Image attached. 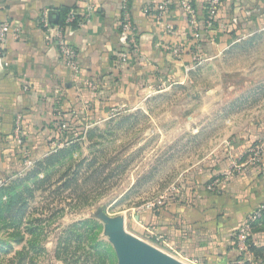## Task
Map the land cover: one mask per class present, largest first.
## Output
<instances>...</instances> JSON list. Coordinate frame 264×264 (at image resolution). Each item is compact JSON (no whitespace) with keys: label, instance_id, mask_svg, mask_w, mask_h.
Masks as SVG:
<instances>
[{"label":"crops","instance_id":"0c3cea01","mask_svg":"<svg viewBox=\"0 0 264 264\" xmlns=\"http://www.w3.org/2000/svg\"><path fill=\"white\" fill-rule=\"evenodd\" d=\"M121 1L0 0V22L12 25L5 43H0V183L20 168L22 160L45 155L54 143V127L62 123L86 127L115 111L135 110L159 82L192 87L193 72L202 64L186 71L192 51L198 48L207 61L264 31V0H220L213 28L202 24L197 36L178 0H128L139 52L123 63L118 57L125 45L119 28ZM163 1H169L164 14L153 9ZM194 4L202 19L205 0H194ZM45 9L51 26L63 25L66 11L83 21L62 28L66 43L75 50L77 74L62 64L56 45L39 24ZM168 27L174 36L168 35ZM171 43L184 48L180 60L168 52ZM25 84L28 90L23 89ZM18 114L22 146L13 137ZM261 141L264 114L251 119L227 146L185 173L174 191L139 211L133 218L134 238L183 264L232 262L237 257L234 232L264 202V151L258 165L247 164L245 153ZM235 165H243L241 172L221 177ZM217 176L221 177L218 191L206 190V184ZM157 236L163 240L157 242ZM254 252L264 256V235Z\"/></svg>","mask_w":264,"mask_h":264},{"label":"rangeland","instance_id":"374dc122","mask_svg":"<svg viewBox=\"0 0 264 264\" xmlns=\"http://www.w3.org/2000/svg\"><path fill=\"white\" fill-rule=\"evenodd\" d=\"M193 73L192 87L156 88L135 110L67 126L5 176L0 264H118L107 226L125 222L135 237L139 211L264 114V31Z\"/></svg>","mask_w":264,"mask_h":264},{"label":"built area","instance_id":"2783aa9c","mask_svg":"<svg viewBox=\"0 0 264 264\" xmlns=\"http://www.w3.org/2000/svg\"><path fill=\"white\" fill-rule=\"evenodd\" d=\"M180 8L185 12L187 16V21L191 31L195 36L198 35L200 26L203 24L205 29H212L214 24V20L217 14L218 6L220 0H205V13L204 17L200 19L198 17L197 9L194 4V0H178ZM154 10L159 11L160 13L168 12L169 10V1H163L158 4ZM49 11L43 10L39 17V24L42 28H44L47 33V37L51 43H54L57 47L59 59L64 66L69 68L74 74H77L79 71V67L75 58V50L73 47L68 45L63 36L62 28L65 24L72 23L77 21L75 19L74 13L69 11L65 17L64 24H58L57 26H51V23L48 18ZM79 25L83 23V21H77ZM11 23L9 21L0 22V43H5L6 35L11 29ZM119 28L120 31L125 35V45L121 48L118 53L119 60L123 63L129 61L132 57H134L139 52L138 47V32L136 27L133 24L129 1L122 0L121 1V13L119 17ZM53 32V35L51 32ZM167 33L170 36H174V30L171 27H168ZM168 52L177 60H180L185 54L184 48L177 44L171 43L167 46ZM200 50L196 48L192 51V62L185 65L186 71H189L196 66L203 63L205 60L200 55ZM166 82H159L156 87L157 89H161ZM172 82H168V85H172ZM24 90H28V85L23 86ZM22 117L21 115H16L14 119V127H13V137L19 146L23 145V137H22ZM68 125L62 123L61 125L56 127V132L58 134L64 131V128H67ZM59 138L54 140V143L59 142ZM264 151V141L257 142L251 145L247 151L245 152L248 156L247 164L258 165L261 161L262 153ZM27 161H24V165ZM27 164V163H26ZM243 166V165H242ZM241 165H235L232 169L225 171L222 174V178L231 177L234 173L241 172ZM221 177L217 176L212 179L209 183L206 184L205 188L208 191H218V186L221 183ZM175 187H173L170 191H174ZM159 201V200H157ZM156 201V202H157ZM155 202V203H156ZM155 203L147 205L146 207H153ZM264 235V202L259 203L254 209H252L244 218L241 225L234 232V249L237 252V257L230 262L229 264H264V256L257 255L254 252V248H257L261 245V236ZM163 240L161 236L156 237V241L159 242Z\"/></svg>","mask_w":264,"mask_h":264},{"label":"water","instance_id":"95a60500","mask_svg":"<svg viewBox=\"0 0 264 264\" xmlns=\"http://www.w3.org/2000/svg\"><path fill=\"white\" fill-rule=\"evenodd\" d=\"M107 231L114 244L118 264H183L156 247L125 235L123 222L109 224Z\"/></svg>","mask_w":264,"mask_h":264},{"label":"trees","instance_id":"16d2710c","mask_svg":"<svg viewBox=\"0 0 264 264\" xmlns=\"http://www.w3.org/2000/svg\"><path fill=\"white\" fill-rule=\"evenodd\" d=\"M65 13V16H66V13H67V11L66 12H64ZM65 16H64V18H65ZM64 18H63V20L62 21H64ZM56 130V127H54V131ZM61 139L62 138V134L60 133V134H58L56 131H55V136L52 138V141H54V140H56V139ZM255 249V248H254ZM256 251V250H255ZM256 254H258V253H256Z\"/></svg>","mask_w":264,"mask_h":264}]
</instances>
